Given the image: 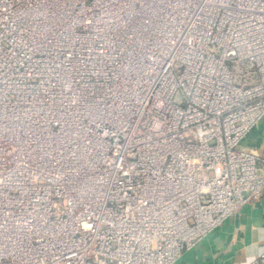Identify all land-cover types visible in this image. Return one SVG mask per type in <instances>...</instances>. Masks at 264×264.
<instances>
[{"label":"built area","instance_id":"2783aa9c","mask_svg":"<svg viewBox=\"0 0 264 264\" xmlns=\"http://www.w3.org/2000/svg\"><path fill=\"white\" fill-rule=\"evenodd\" d=\"M263 118L264 0H0V264H175Z\"/></svg>","mask_w":264,"mask_h":264},{"label":"crops","instance_id":"0c3cea01","mask_svg":"<svg viewBox=\"0 0 264 264\" xmlns=\"http://www.w3.org/2000/svg\"><path fill=\"white\" fill-rule=\"evenodd\" d=\"M242 148L264 157V118L242 139ZM264 251V187L223 223L186 249L175 264H248Z\"/></svg>","mask_w":264,"mask_h":264}]
</instances>
